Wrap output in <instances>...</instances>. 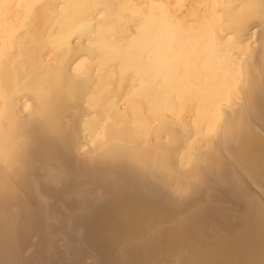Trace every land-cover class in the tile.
I'll return each mask as SVG.
<instances>
[{
	"label": "bare ground",
	"instance_id": "1",
	"mask_svg": "<svg viewBox=\"0 0 264 264\" xmlns=\"http://www.w3.org/2000/svg\"><path fill=\"white\" fill-rule=\"evenodd\" d=\"M218 180L244 185L231 232L200 224ZM253 190L264 0H0V260L38 229L134 264H264Z\"/></svg>",
	"mask_w": 264,
	"mask_h": 264
},
{
	"label": "rangeland",
	"instance_id": "2",
	"mask_svg": "<svg viewBox=\"0 0 264 264\" xmlns=\"http://www.w3.org/2000/svg\"><path fill=\"white\" fill-rule=\"evenodd\" d=\"M221 177V179L228 178L230 181L233 175L231 173L222 175ZM235 179L234 177V180ZM227 184L228 182L226 181L218 180L214 184L216 190L213 191L210 198H208V203L217 206L220 210L217 216H205L200 221V224L204 225L206 230L208 229L207 231L211 230L209 228L211 223H214L215 228L219 231L221 230L220 227L225 226L226 228L227 226L226 229L230 232L237 226L236 224L240 222V225L242 224L247 203L243 194L245 193L243 188L244 185H240L241 190H234L235 192H240L241 196L237 199H233L229 195L233 194V190L231 191V188ZM253 192L257 194V201L259 200L264 206V196L261 192L259 190H253ZM204 211L206 212L207 210L205 209ZM220 214H223L226 218L222 220ZM40 222H42V220H40ZM52 222L53 220L50 221V223ZM16 235L14 238L17 243L13 240V260H0V264H126L125 262L128 261H130L128 264H134V260H129L127 253H125L126 251H120V247L115 248L111 255L108 254L106 256L108 250L104 249V246L88 240H86V244L79 242V240L85 238V236L88 239L89 233H79L77 231L70 232L68 230L60 232L48 230L38 231V229H36V231H19ZM129 242H131L130 245L128 244L130 247H134L137 244L134 240ZM5 255V252L1 253V256L5 257Z\"/></svg>",
	"mask_w": 264,
	"mask_h": 264
}]
</instances>
